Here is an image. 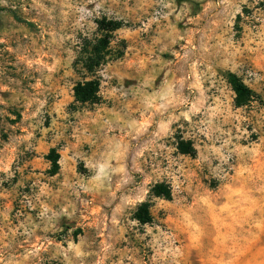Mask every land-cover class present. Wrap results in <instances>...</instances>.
Instances as JSON below:
<instances>
[{
	"label": "rangeland",
	"instance_id": "374dc122",
	"mask_svg": "<svg viewBox=\"0 0 264 264\" xmlns=\"http://www.w3.org/2000/svg\"><path fill=\"white\" fill-rule=\"evenodd\" d=\"M104 18L124 56L80 105ZM0 264H264V0H0Z\"/></svg>",
	"mask_w": 264,
	"mask_h": 264
},
{
	"label": "trees",
	"instance_id": "16d2710c",
	"mask_svg": "<svg viewBox=\"0 0 264 264\" xmlns=\"http://www.w3.org/2000/svg\"><path fill=\"white\" fill-rule=\"evenodd\" d=\"M100 38L93 42H88L86 46V57L83 59L82 66L87 74L91 77L89 80L85 77L82 82H79L74 87L75 103L80 105L96 104L100 97V78L97 73L100 69L107 65L109 61L119 60L124 56V52H113L111 45L114 35L117 31L123 28V23L120 21L108 20L106 18L96 22ZM228 83L235 93V102L237 107H246L255 101L256 94L242 81L236 74L228 75ZM178 151L183 155L194 156L195 148L191 143L185 142L180 138L178 143ZM46 159L51 163V175L58 173L60 155L56 149H52ZM151 194L153 197L161 198L170 201L172 192L170 187L165 184H157L152 188ZM151 202L142 203L137 209L134 219L140 225H150L153 223V216L150 212Z\"/></svg>",
	"mask_w": 264,
	"mask_h": 264
}]
</instances>
